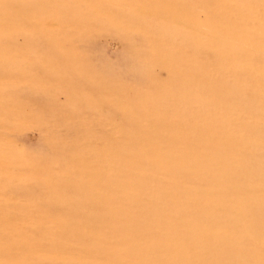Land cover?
Listing matches in <instances>:
<instances>
[{
  "label": "rangeland",
  "instance_id": "1",
  "mask_svg": "<svg viewBox=\"0 0 264 264\" xmlns=\"http://www.w3.org/2000/svg\"><path fill=\"white\" fill-rule=\"evenodd\" d=\"M0 264H264V0H0Z\"/></svg>",
  "mask_w": 264,
  "mask_h": 264
}]
</instances>
